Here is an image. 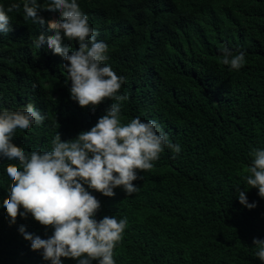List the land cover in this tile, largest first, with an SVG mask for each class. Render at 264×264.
Segmentation results:
<instances>
[{
	"label": "trees",
	"instance_id": "trees-1",
	"mask_svg": "<svg viewBox=\"0 0 264 264\" xmlns=\"http://www.w3.org/2000/svg\"><path fill=\"white\" fill-rule=\"evenodd\" d=\"M23 0H0L10 6ZM44 8L49 0H37ZM109 39L107 63L125 77L119 90L121 119L155 120L173 144L148 171L139 172L137 190L114 189L112 197L92 192L101 204L96 219L125 218L127 227L114 252L116 264H264L252 241L264 239V199L244 177L249 152L264 149V0H77ZM54 13L39 11L45 20ZM9 15V14H8ZM14 32L0 37V111L32 103L42 124L14 134L25 151L51 150L89 130L108 100L81 108L70 98L66 61L32 39L47 27L15 10ZM2 33H0V36ZM67 47L68 42L61 41ZM243 50L239 70L223 65L221 49ZM58 123V124H57ZM8 161L0 157V264H50L31 250L19 228L47 239L29 214L9 224L2 200L7 195ZM244 191L248 209L238 200ZM91 191V190H89ZM23 211V209H21ZM62 264H77L62 258ZM92 264H97L93 261Z\"/></svg>",
	"mask_w": 264,
	"mask_h": 264
},
{
	"label": "clouds",
	"instance_id": "clouds-1",
	"mask_svg": "<svg viewBox=\"0 0 264 264\" xmlns=\"http://www.w3.org/2000/svg\"><path fill=\"white\" fill-rule=\"evenodd\" d=\"M22 8L20 3L0 5V37L14 32L9 16L14 10L25 14L33 24L45 25L47 30L32 39L33 45L42 49L46 44L66 61L60 66L67 82H71L70 98L93 112L105 101L115 102L108 104L94 126L75 138L62 141L57 131L50 141L51 150L43 152L25 151L13 137L17 129L42 124L46 114L32 103L19 110L0 111V157L17 162L5 168L10 182L2 200L4 211L10 225L18 216L27 218L30 214L40 225L53 230L42 239L27 233L23 226L19 228L23 238L31 242V250H42L43 260L50 264H62V258L77 264H116L114 252L127 220L114 215L97 220L101 204L92 192L112 197L119 187L131 195L137 190L133 182L141 178L139 172L150 170L165 148L179 153L181 146L173 144L155 120L136 117L122 122V102L128 97L118 93L125 77L105 63L109 59V39L77 0H49L44 8L37 0H23ZM41 10L54 14L45 20L38 15ZM61 41H69L68 46ZM221 52L220 62L231 70H239L246 63L243 50L224 47ZM249 156L252 160L244 179L248 188L258 189L264 199V149L253 148ZM235 188L241 205L256 207L255 202H248L244 191H239V185ZM252 243L258 249L255 256L264 262V239L254 238Z\"/></svg>",
	"mask_w": 264,
	"mask_h": 264
}]
</instances>
